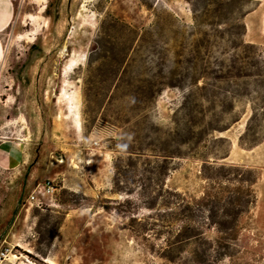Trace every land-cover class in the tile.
<instances>
[{
	"label": "rangeland",
	"instance_id": "1",
	"mask_svg": "<svg viewBox=\"0 0 264 264\" xmlns=\"http://www.w3.org/2000/svg\"><path fill=\"white\" fill-rule=\"evenodd\" d=\"M260 1L14 0L0 142L29 162L0 216L2 264H264V122L245 149L246 98L203 113L185 100L255 79L264 46L244 18ZM49 184L47 205L28 203Z\"/></svg>",
	"mask_w": 264,
	"mask_h": 264
},
{
	"label": "crops",
	"instance_id": "2",
	"mask_svg": "<svg viewBox=\"0 0 264 264\" xmlns=\"http://www.w3.org/2000/svg\"><path fill=\"white\" fill-rule=\"evenodd\" d=\"M15 16L14 0H0V34L13 26ZM244 21L246 24L245 41L264 46V0H261L254 10L245 15ZM4 59V48L0 37V67ZM28 162L29 156H25L19 143L8 140L0 142V178H3L2 183H5V180L7 184L0 189V199L3 198L4 194L6 195L5 203L0 206V216L3 219L12 217L18 209L20 195L18 188L14 186V182L17 181L21 169ZM28 203L30 204L29 199ZM2 225L3 220L0 222V228ZM21 264H27L25 258Z\"/></svg>",
	"mask_w": 264,
	"mask_h": 264
},
{
	"label": "trees",
	"instance_id": "3",
	"mask_svg": "<svg viewBox=\"0 0 264 264\" xmlns=\"http://www.w3.org/2000/svg\"><path fill=\"white\" fill-rule=\"evenodd\" d=\"M254 46L256 44H253ZM259 57L262 58L261 54H259ZM257 70H258V74H256L255 79L252 82H248V81H242L241 84L237 83L238 86H240L239 89H235V90H231V89H227V93L224 95H212V96H195V95H189L185 97V100H194V104L196 107V111L198 113H203V106L201 104V101H205L207 103H210L214 106V108H218V107H226L225 109H228L229 107L232 109L234 108V103L236 100V97H243L246 98L250 104H251V109H252V113L250 118L248 119L247 122V127L246 130L244 132V134L240 137L239 139V145L242 148L245 149H252L255 146H257L259 143H261V137L257 134L256 131V126L260 125L259 123L264 122V61H259L256 64ZM226 83H231L230 80L226 81ZM212 86H218L214 83H208ZM231 94V95H230ZM232 98V102H229V99ZM226 158V156L224 157ZM206 163L209 160H205ZM222 168L225 167V164L221 166ZM229 167H236L238 168L236 165H230ZM207 179H212L211 176H207ZM251 181V180H250ZM207 199L211 198L210 193L206 194ZM182 210L184 211H190L191 210V206L187 203V204H180ZM203 207H205V205H201ZM241 212V209H240ZM236 212H231L228 210H225L224 214L225 215H229V216H233L235 215ZM219 226L222 228L224 227V222H220ZM233 226H231L230 228H232ZM186 228V227H185ZM188 228V227H187ZM233 229V228H232ZM224 230H220V233H223ZM202 234L197 233L195 234L193 237L198 238L200 237ZM178 236H185L184 233V229H180L178 232ZM201 264V263H200Z\"/></svg>",
	"mask_w": 264,
	"mask_h": 264
},
{
	"label": "built area",
	"instance_id": "4",
	"mask_svg": "<svg viewBox=\"0 0 264 264\" xmlns=\"http://www.w3.org/2000/svg\"><path fill=\"white\" fill-rule=\"evenodd\" d=\"M54 192V188L49 184L48 186L43 185L39 186L35 192L30 196L29 201L30 204H35L38 207H42L43 205L48 204L47 197L52 196ZM10 251L8 249H0V264H2L4 261L8 260L9 256L11 255L9 253ZM29 262V264H36L34 261L29 260L26 258Z\"/></svg>",
	"mask_w": 264,
	"mask_h": 264
},
{
	"label": "bare ground",
	"instance_id": "5",
	"mask_svg": "<svg viewBox=\"0 0 264 264\" xmlns=\"http://www.w3.org/2000/svg\"><path fill=\"white\" fill-rule=\"evenodd\" d=\"M37 18H38V16L30 14V15H28V17H27V20H28L29 23H35V24H36ZM38 24H39V23H38ZM14 257H17V256H14ZM22 257L24 258V256H22ZM45 261H46L48 264H56V263H55L53 260H51V259H45Z\"/></svg>",
	"mask_w": 264,
	"mask_h": 264
}]
</instances>
